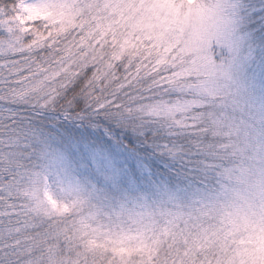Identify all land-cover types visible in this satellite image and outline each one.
<instances>
[{"label": "snow or ice", "instance_id": "6c2138e0", "mask_svg": "<svg viewBox=\"0 0 264 264\" xmlns=\"http://www.w3.org/2000/svg\"><path fill=\"white\" fill-rule=\"evenodd\" d=\"M0 264H264V0H0Z\"/></svg>", "mask_w": 264, "mask_h": 264}]
</instances>
